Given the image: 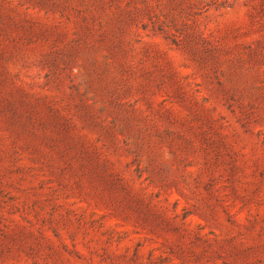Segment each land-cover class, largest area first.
I'll list each match as a JSON object with an SVG mask.
<instances>
[{
    "label": "rangeland",
    "instance_id": "rangeland-1",
    "mask_svg": "<svg viewBox=\"0 0 264 264\" xmlns=\"http://www.w3.org/2000/svg\"><path fill=\"white\" fill-rule=\"evenodd\" d=\"M0 264H264V0H0Z\"/></svg>",
    "mask_w": 264,
    "mask_h": 264
}]
</instances>
